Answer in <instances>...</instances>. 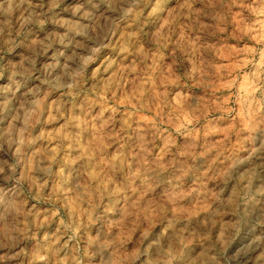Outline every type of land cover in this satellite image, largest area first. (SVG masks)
Wrapping results in <instances>:
<instances>
[{
  "label": "clouds",
  "instance_id": "obj_1",
  "mask_svg": "<svg viewBox=\"0 0 264 264\" xmlns=\"http://www.w3.org/2000/svg\"><path fill=\"white\" fill-rule=\"evenodd\" d=\"M178 3L0 0V264H264V0Z\"/></svg>",
  "mask_w": 264,
  "mask_h": 264
},
{
  "label": "rangeland",
  "instance_id": "obj_2",
  "mask_svg": "<svg viewBox=\"0 0 264 264\" xmlns=\"http://www.w3.org/2000/svg\"><path fill=\"white\" fill-rule=\"evenodd\" d=\"M184 0H179V3L177 4V8H179L180 4H183ZM196 7H202V0H196ZM172 10L169 9V12H171ZM161 23H163V21H161ZM124 35V30H121V33L119 35H117L116 40L119 41L121 39V36ZM220 39H223V35L221 34ZM237 44V41L232 40L230 41V43L226 46V47H232L235 46ZM171 47V46H169ZM167 52V50H166ZM153 56H155V52L152 53ZM170 54V53H169ZM225 56L228 57V53L225 52ZM230 58V57H229ZM227 62V61H225ZM151 63V62H150ZM128 65L127 64H121L120 68H127ZM174 69L171 66V63L169 62V67L167 69H165L166 72H172ZM129 90H131V86L129 85ZM157 91H159V89H157ZM117 95L120 96V101L121 103H123V95L122 93H117ZM180 95L179 92H177L176 96L173 97V103H176L177 105L180 103V101L177 99V97ZM150 108H151V104H149ZM156 114V108H151V111L149 110H145L144 112H142L140 115H136L134 113H128V115L125 117V119L127 120H135L137 122H141V123H145L147 121H151L154 119ZM121 115H123V113H121ZM231 126H229L230 128ZM229 128H225L222 130L223 136L228 135L229 132ZM212 133L215 134L216 130L212 129ZM223 136L221 137V139L217 140V144L219 145H223L224 144V139ZM150 143H151V151H153L155 153V159L160 160L162 163H164L169 169H171V167H173L176 163V160L174 157H171L165 150H164V146L163 144L159 141V138L157 137L156 139H150ZM234 144L239 143L238 141H233ZM123 150H124V154L129 162V164H131V162L133 161H138V149L137 150H133L130 146H129V142L127 140V138L124 139V142L122 145H120ZM196 147L195 145L192 144H185L183 145V150L180 153V155H183L185 152L190 153L191 150ZM199 147H203V145H200ZM215 148V145H210L209 149L212 150ZM113 153L114 149H113ZM217 159L213 158L212 160L209 161V168L206 170L207 172V178L203 179L199 182V187L201 190H206L207 187L215 182V177L211 174V170L214 169L216 163H217ZM118 161L116 162V164L118 165ZM185 164L187 166L188 169L191 168V164L188 163L187 161H185ZM118 169L116 167L113 168V172L117 171ZM187 176V171L181 173V174H176L174 176L175 180L180 181L183 179V177ZM117 184L120 186L121 190L123 189V183L122 181H118ZM113 188H116L117 185H112ZM194 190L193 186H189V188L185 189L182 192V198L183 199H190L191 197V193ZM118 193H114L113 196L111 197L112 199H116ZM150 203H155V201H150ZM198 201H192V207H195L197 205Z\"/></svg>",
  "mask_w": 264,
  "mask_h": 264
}]
</instances>
